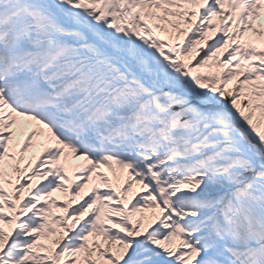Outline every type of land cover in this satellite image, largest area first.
<instances>
[{
    "label": "snow or ice",
    "instance_id": "snow-or-ice-1",
    "mask_svg": "<svg viewBox=\"0 0 264 264\" xmlns=\"http://www.w3.org/2000/svg\"><path fill=\"white\" fill-rule=\"evenodd\" d=\"M0 264H264V0H0Z\"/></svg>",
    "mask_w": 264,
    "mask_h": 264
}]
</instances>
